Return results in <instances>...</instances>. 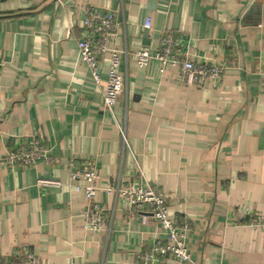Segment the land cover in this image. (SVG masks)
Returning a JSON list of instances; mask_svg holds the SVG:
<instances>
[{"label": "crops", "instance_id": "1", "mask_svg": "<svg viewBox=\"0 0 264 264\" xmlns=\"http://www.w3.org/2000/svg\"><path fill=\"white\" fill-rule=\"evenodd\" d=\"M90 9L116 17L108 44L126 88L112 112L103 106L109 56L95 83L77 49ZM164 32L181 37L194 63L222 65L220 85L188 87L154 59L139 67L135 54L153 55ZM0 63L1 258L24 250L39 264H139L161 228L105 191L120 168L164 193L170 217L193 221L184 239L193 263L264 264V231L243 226L264 215V0H0ZM34 136L48 160L6 167L8 151ZM72 158L94 161L108 235L83 227Z\"/></svg>", "mask_w": 264, "mask_h": 264}, {"label": "built area", "instance_id": "2", "mask_svg": "<svg viewBox=\"0 0 264 264\" xmlns=\"http://www.w3.org/2000/svg\"><path fill=\"white\" fill-rule=\"evenodd\" d=\"M150 28V19L143 24ZM84 34L77 41V49L81 60L87 66L95 83L100 82L98 65L105 55L109 56L107 81L103 92V106L112 112L120 95L126 88V77L120 75L117 69L120 65L119 51L109 47V40L114 35L117 24L114 13L104 9H90L82 24ZM137 65L145 67L151 59L159 62L163 72L172 67L179 71L180 80L188 87H203L211 84L218 87L222 81L224 67L216 63H194L181 48V37L164 32L159 46L153 55L147 51L135 54ZM2 64L0 63V68ZM122 152L127 148L125 130L120 129ZM48 150L36 136L24 137L18 146L8 151L4 164L8 168L32 165L38 159L48 160ZM97 173L92 158L69 161V181L74 191L83 194L85 207L81 214L84 229L91 232H110L108 209L95 200L98 187ZM37 185L43 188H59L61 182L53 179H38ZM108 194H114L125 200L128 205V216L138 218L142 223L152 219L160 228L159 237H154L145 243L137 260L139 264H165L169 260L182 264L193 263L185 246V236L192 231L193 221L187 217H170L167 196L160 190L143 182H132L122 177L120 168L114 177V184L105 189ZM243 226L264 231V215L255 214L248 218ZM0 264H39L38 259L30 251L16 250L11 257L3 259Z\"/></svg>", "mask_w": 264, "mask_h": 264}]
</instances>
